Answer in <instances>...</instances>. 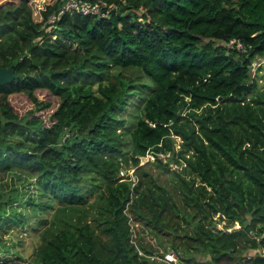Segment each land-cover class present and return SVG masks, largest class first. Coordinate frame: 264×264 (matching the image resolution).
Here are the masks:
<instances>
[{
    "label": "trees",
    "instance_id": "trees-1",
    "mask_svg": "<svg viewBox=\"0 0 264 264\" xmlns=\"http://www.w3.org/2000/svg\"><path fill=\"white\" fill-rule=\"evenodd\" d=\"M63 1L0 2V67L18 74L0 84V174L35 179L0 191V257L20 197L39 241L11 264H157L168 249L178 264H264V85L251 72L264 0H92L103 12L50 21ZM37 88L58 98L47 120ZM148 151L164 179L142 168Z\"/></svg>",
    "mask_w": 264,
    "mask_h": 264
},
{
    "label": "rangeland",
    "instance_id": "rangeland-1",
    "mask_svg": "<svg viewBox=\"0 0 264 264\" xmlns=\"http://www.w3.org/2000/svg\"><path fill=\"white\" fill-rule=\"evenodd\" d=\"M6 0H0V2ZM31 4L34 8L42 6L48 0H30ZM49 20L50 15H49ZM55 36V34H53ZM62 42L67 43V39H62ZM239 45V44H238ZM251 72L252 75H256L259 86L264 85V56H257L253 59L251 63ZM35 94L41 99H50L52 101V105L48 108H45L38 113H40L46 120L50 118V113L53 108L58 103V98L53 94H50L49 91L43 88H37L35 90ZM10 101L14 105L16 109L24 112L27 108L32 106L30 98L28 97L27 93L22 91L14 92L10 94ZM52 109V110H51ZM168 153H160L159 155L162 157L163 160H166ZM140 163L143 164V169L149 171L157 176L159 174L160 179H164L166 176V172L159 171V168L152 162L154 159V155L152 151H148L147 153L140 156ZM171 167L176 166L175 162L170 163ZM129 173L132 178H136L135 167L129 168L128 170H122V173ZM33 174L27 170L22 168H12L10 170H6L0 174V191L4 189L10 188L12 185H18L20 188L21 194L25 195L29 191V187L34 182ZM19 192V190H18ZM19 194V193H18ZM13 205L16 207V214H20L23 217L24 223L20 224L15 222L12 219H9L7 223L10 225L11 229H7L2 236V242H4L5 247L9 246V250H5L2 252L4 256L0 257L1 261H5V263H24L27 260H31L35 255V248L39 241L38 230L33 228V223L36 218L38 217V212L35 208H33L29 203L25 202L24 199L18 197L17 200L13 202ZM26 213L25 214H21ZM12 213L8 215L9 217H14L16 215ZM5 215V214H4ZM215 217L218 218V224L224 225L225 224V216H221L220 213H217ZM221 217V218H220ZM29 223V226L27 223ZM132 230L137 231L134 224H132ZM187 227V226H186ZM187 230L191 232V226L187 227ZM137 247V246H136ZM139 248V247H138ZM140 250V249H139ZM171 250V249H168ZM254 250H250L248 254L253 253ZM248 256V255H247ZM195 258L189 263L184 262V264H206V257L205 254H196ZM157 264H165L162 260H159L157 257ZM245 262V260H243ZM161 262V263H160ZM238 262V261H237ZM236 264V261L233 262ZM231 260H225L224 264H233ZM243 263V262H242ZM243 264H254L251 261H246Z\"/></svg>",
    "mask_w": 264,
    "mask_h": 264
},
{
    "label": "built area",
    "instance_id": "built-area-1",
    "mask_svg": "<svg viewBox=\"0 0 264 264\" xmlns=\"http://www.w3.org/2000/svg\"><path fill=\"white\" fill-rule=\"evenodd\" d=\"M68 9H75L77 11H81L82 13L87 12H99L102 11L101 5L99 2L92 1V0H64L58 10V13H51L50 19L54 20L56 17H58L61 13H63L65 10ZM103 12V11H102ZM239 223L238 221L235 222V224L232 227H228V229H231L233 227H238ZM133 227V226H132ZM131 227V241L137 245L135 237H136V231L135 228L132 230ZM250 233H253V231L250 229ZM261 235H264V230L261 232ZM141 251V250H139ZM163 261H165L167 264H178L177 262V255L173 250H168L164 252V255L161 257Z\"/></svg>",
    "mask_w": 264,
    "mask_h": 264
},
{
    "label": "water",
    "instance_id": "water-1",
    "mask_svg": "<svg viewBox=\"0 0 264 264\" xmlns=\"http://www.w3.org/2000/svg\"><path fill=\"white\" fill-rule=\"evenodd\" d=\"M17 77L18 74L11 65L0 67V84L10 82Z\"/></svg>",
    "mask_w": 264,
    "mask_h": 264
}]
</instances>
